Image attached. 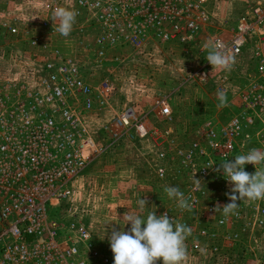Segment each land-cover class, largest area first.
Here are the masks:
<instances>
[{
    "label": "built area",
    "instance_id": "built-area-1",
    "mask_svg": "<svg viewBox=\"0 0 264 264\" xmlns=\"http://www.w3.org/2000/svg\"><path fill=\"white\" fill-rule=\"evenodd\" d=\"M26 1V14L0 1V38L8 47L21 46L15 62L0 63V264H111L104 237L85 221L63 222L59 214L74 202L75 187L90 164L123 140L148 137L155 142V177L186 180L179 188L191 210L169 198L157 214L167 212L191 227L183 264H240L264 235V199L237 201L236 212L225 216L215 208L231 202L226 193L232 185L214 169L250 149L264 150V6L247 2L234 17L214 24L208 0ZM62 6L78 13L67 37L55 31L59 21L51 19ZM201 32L206 34L201 52L212 40L237 58L248 57L249 70L233 90L237 113L218 125L201 123L183 143L171 128L151 126L149 112L140 114L132 104L114 108V73L127 61L113 48L127 45L144 54L174 43L184 47ZM73 41L94 58L93 66L77 59ZM89 69L106 75L90 79L84 74ZM216 91L226 93L223 84ZM149 111L169 119L168 97L155 98ZM101 115L111 116L100 128L110 133L107 144L97 139L90 117ZM245 171L254 174L256 168L247 163ZM71 208L70 213L77 209Z\"/></svg>",
    "mask_w": 264,
    "mask_h": 264
},
{
    "label": "rangeland",
    "instance_id": "rangeland-1",
    "mask_svg": "<svg viewBox=\"0 0 264 264\" xmlns=\"http://www.w3.org/2000/svg\"><path fill=\"white\" fill-rule=\"evenodd\" d=\"M0 1H7L6 4L13 6L14 9H22L25 14L27 12L26 0ZM247 2L264 6V0H208V7L214 16L219 17L223 14H237ZM202 43V39L199 38L184 47L174 43L177 46L155 48L144 54H134L127 45L113 48L115 52L126 54L123 58L127 61L124 69L114 73L118 85L114 97L116 102H113L114 108L119 109L126 104H132L138 113L143 114L152 107L157 97L167 96L170 98V103L177 101L181 105H178V112L176 111L172 120L166 119L165 122L156 118L151 120V123L164 126L173 122L170 125L183 143L195 136L203 119L211 117L213 121L222 123L227 115L237 113L239 109L233 104L232 94L234 88L242 83L247 69L235 70L238 67L233 68V66L228 70L212 69L206 59L207 51H200ZM72 44L79 51L76 42L73 41ZM15 50L18 52H14ZM20 50V44L11 48L0 38V63L4 64L3 66L12 64L20 54ZM77 59L90 68L94 58L79 51ZM245 59L248 60V57ZM199 70L207 73V79L203 80L198 76ZM84 74L96 80L106 75V72L103 69L95 71L89 69ZM219 84H223L226 89L225 104H221L217 98L216 88ZM90 117L93 118L97 139L101 143H109L110 133H104L100 128L111 116ZM200 119L203 121L199 122ZM153 143L154 140L150 137L131 142L123 140L90 164L75 187L74 202L72 205L66 204L60 211L59 217L63 222H67L70 218L85 221L96 236L104 237L103 245H105L110 243L108 235L113 227L117 230L123 227L125 231L130 228V222L123 225L122 218L128 210L139 211L137 202L140 198L148 201L143 216L146 217L150 211H156L158 214L160 208L169 199L164 192V186H183L186 180L182 176H168L164 181H159L155 177L152 169ZM70 206L71 209H77L70 213L68 212ZM51 211H49L50 215ZM252 246V252L245 255L240 264H264V235H259ZM111 257V264H114L113 252ZM157 264H162V259L157 261ZM187 264H198V262L190 261Z\"/></svg>",
    "mask_w": 264,
    "mask_h": 264
},
{
    "label": "clouds",
    "instance_id": "clouds-1",
    "mask_svg": "<svg viewBox=\"0 0 264 264\" xmlns=\"http://www.w3.org/2000/svg\"><path fill=\"white\" fill-rule=\"evenodd\" d=\"M77 14L71 7L55 8L51 16L53 22L59 21L55 31L69 36ZM204 49L212 69L228 70L235 63L234 54L229 53L220 41L209 40ZM217 98L221 104L226 103L224 92H218ZM247 163L255 166L254 174L245 171ZM257 165L261 167L257 168ZM214 170H222L223 176L232 185L230 192L226 193L231 202L217 204L215 208L222 210L225 216L236 212L237 201L264 199V150L250 149L246 154L236 155L234 161H222ZM194 182L199 187L200 180L194 179ZM164 192L170 199L176 200L179 209L191 210L188 198L178 186L166 185ZM137 204L139 211L128 210L122 218L123 225L130 222V228L125 231L123 227L120 230L113 227L108 235L114 264H157L161 259L162 264H183L187 256L185 240L192 232L191 227L169 218L167 212L157 215L156 211H150L145 217L142 213L147 207V199L140 198Z\"/></svg>",
    "mask_w": 264,
    "mask_h": 264
},
{
    "label": "crops",
    "instance_id": "crops-1",
    "mask_svg": "<svg viewBox=\"0 0 264 264\" xmlns=\"http://www.w3.org/2000/svg\"><path fill=\"white\" fill-rule=\"evenodd\" d=\"M214 14V13H213ZM236 15V13H231L230 15H227V14H223V15H221V16H219V17H216V16H214L215 17V21H214V24H218L222 19H224V18H228V17H234ZM208 28V27H207ZM207 30H212V28L210 27V28H208ZM200 37H201V39H202V41L203 40H205V38H206V34L204 33V32H201L200 33ZM245 55H243V56H241V57H235V63L233 64V68H236V67H238V68H236L235 70H245V69H247L245 72H247L248 70H249V64H248V61L249 60H246L245 59ZM114 97H115V95H114ZM114 97H113V99H112V103L115 101L116 102V100H114ZM232 97H233V94H232ZM116 99V98H115ZM169 100H170V98L168 97V104H169V109H170V118H169V120H172L173 119V116L175 115V113H176V111L178 112V105H181V104H178L177 103V101L175 102H173V103H170L169 102ZM147 112H149V114H151V116H152V120H154V119H156L157 118V115H156V111H149V110H147L145 113H147ZM179 112H182V111H179ZM177 116H178V114H177ZM159 118V117H158ZM178 118L180 119V116H178ZM205 118H207V117H205ZM202 119H203V117H202ZM204 120V121H203ZM203 120H199V122H205V121H209V120H211V121H213V118H211V117H209V118H207V119H203ZM167 120H165V122H166ZM198 121V120H197ZM199 122H197V123H199ZM202 122V123H203ZM215 124H220V123H218V122H215V121H213ZM168 123V122H167ZM171 123H173V122H171ZM170 122H169V124H165L164 126H160V124L157 126V125H154V124H152L151 123V121H150V124H151V126H155L156 127V129L157 130H162V129H164V128H166V127H169V128H171L173 131H174V128L172 127V125H170L171 124ZM200 125V124H199ZM150 138H153V137H150ZM153 140H154V138H153ZM155 145V142L153 143V146Z\"/></svg>",
    "mask_w": 264,
    "mask_h": 264
}]
</instances>
